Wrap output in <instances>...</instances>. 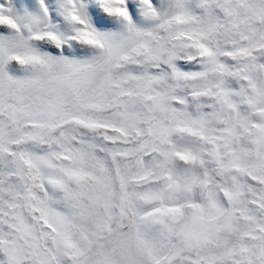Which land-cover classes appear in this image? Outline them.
<instances>
[{"label":"snow or ice","instance_id":"1","mask_svg":"<svg viewBox=\"0 0 264 264\" xmlns=\"http://www.w3.org/2000/svg\"><path fill=\"white\" fill-rule=\"evenodd\" d=\"M0 264H264V0H0Z\"/></svg>","mask_w":264,"mask_h":264}]
</instances>
